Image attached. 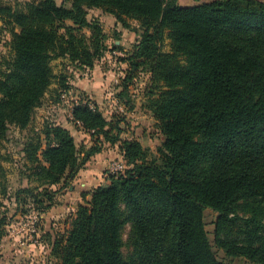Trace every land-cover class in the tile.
Wrapping results in <instances>:
<instances>
[{"label":"trees","instance_id":"trees-1","mask_svg":"<svg viewBox=\"0 0 264 264\" xmlns=\"http://www.w3.org/2000/svg\"><path fill=\"white\" fill-rule=\"evenodd\" d=\"M92 8L124 28L128 19L137 22L139 37L121 59L128 69L117 95L126 93L132 72L149 75L144 108L162 141L154 152L134 138L120 139L117 121L86 97L75 103L72 120L117 144L126 168L93 188L65 234L51 242L56 264H221L205 230L206 208L217 213V247L264 264V0L192 6L178 0H39L10 12L5 23L19 31L11 30L12 57L0 74V141L9 124L29 123L56 77L52 59L92 68L108 51L100 24L87 19ZM8 11L0 5V13ZM165 39L170 51L162 49ZM44 127L45 146L28 174L41 186L73 178L101 150L91 146L80 158L65 127ZM48 193L49 206L54 193ZM3 223L1 217L0 240ZM126 224L131 250L124 256Z\"/></svg>","mask_w":264,"mask_h":264},{"label":"rangeland","instance_id":"rangeland-1","mask_svg":"<svg viewBox=\"0 0 264 264\" xmlns=\"http://www.w3.org/2000/svg\"><path fill=\"white\" fill-rule=\"evenodd\" d=\"M38 1L0 0V5L10 10L0 13V26L3 28L0 35V74L6 70L7 62L12 57L11 30L19 31L16 24H7L5 20L10 18V12L22 10L27 4ZM55 1L59 5L63 3V0ZM202 1L207 0H178V3L181 6H192ZM87 19L100 24L108 51L94 62L92 68L77 67L67 57L52 59L50 66L56 77L41 99V104L32 112L29 123L24 128L9 124L5 137L0 141V218L4 217L3 236L0 240V264H56L57 260L50 254L51 242L68 230L78 205L84 204L87 200L83 195L88 193L90 195L91 189L97 183H106V178L116 173L111 170L114 165L123 166L117 172H123L126 168L117 144L102 142L97 139L101 137L100 135L91 136L72 120L73 106L85 97L79 83L89 85L96 80L106 82V89L98 92L99 97L88 100L95 104L107 119L117 121L120 139L139 137L143 147H148L154 152L161 143L162 136L157 130L156 122L144 108L149 75L145 71H137L133 77L132 72V77L126 82V93L121 97L117 95L122 92V79L128 69L127 64L121 59L132 50L133 43L139 37L137 22L128 19L130 27L124 28L112 15L99 8L89 9ZM86 33L88 34L87 31ZM162 47L164 51H170L168 39H165ZM62 78L68 82L69 89L64 90L66 86L64 82H61L62 85L59 84ZM46 125L65 127L73 136L80 158L91 146L101 147L100 152L92 155L73 178L62 179L59 184L52 186H41L36 176L28 178V174L32 172L29 167L36 164L33 159L36 157L40 160L45 146L43 132ZM27 144H30V148L25 153ZM37 145H40L39 149L33 156L32 149ZM85 169H87L85 172H96L91 173V177L96 181L89 184L87 193L81 191L80 187V181L85 176L78 182L76 179ZM22 188L32 189V195L23 192ZM43 188L46 191H43ZM47 191L54 193L49 206ZM203 218L211 248L221 264H255L244 257L228 256L223 249L215 245L214 229L217 218L215 211L206 208ZM129 231L130 225L126 224L122 232L124 256L131 250Z\"/></svg>","mask_w":264,"mask_h":264},{"label":"crops","instance_id":"crops-1","mask_svg":"<svg viewBox=\"0 0 264 264\" xmlns=\"http://www.w3.org/2000/svg\"><path fill=\"white\" fill-rule=\"evenodd\" d=\"M79 88H80V90H82V93H83V96H85V97H87L88 99L89 98H92V97H94L95 99H97L99 96H98V92H101V91H104L106 88V82H104V80H101V82H98L97 80L96 81H94V82H92V83H90L89 85H85L84 83H79ZM101 87H103V89L101 88ZM85 93V94H84ZM86 95H88V96H86ZM150 114V113H149ZM151 115V114H150ZM134 138V137H133ZM132 139V138H131ZM134 139H136V140H138L140 143H141V141H140V139H139V137H135ZM162 141V140H161ZM95 159H98V157H95ZM100 159V158H99ZM91 162H89V164H90ZM88 165V164H87ZM95 166V164H93V167ZM88 168V167H87ZM87 169H85L83 172H80L79 174H78V176H77V182L79 181V180H81V178L83 177V176H85L84 178H83V180L82 181H80V187H81V191H84V193H87L88 192V190H89V184L90 183H92V182H95L96 181V179H94V178H92L91 177V173L92 174H95L96 172H85ZM99 185H101V182H99V183H97L96 185H95V187H97V186H99ZM94 187V188H95ZM92 190V189H91ZM83 196H85V198L86 199H88V197L90 196L89 195V193L88 194H84Z\"/></svg>","mask_w":264,"mask_h":264},{"label":"built area","instance_id":"built-area-1","mask_svg":"<svg viewBox=\"0 0 264 264\" xmlns=\"http://www.w3.org/2000/svg\"><path fill=\"white\" fill-rule=\"evenodd\" d=\"M123 168V166L121 164H117V165H114L111 170L117 172V171H120L121 169Z\"/></svg>","mask_w":264,"mask_h":264}]
</instances>
